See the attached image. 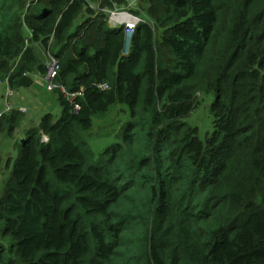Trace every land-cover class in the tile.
Here are the masks:
<instances>
[{
	"label": "trees",
	"instance_id": "trees-1",
	"mask_svg": "<svg viewBox=\"0 0 264 264\" xmlns=\"http://www.w3.org/2000/svg\"><path fill=\"white\" fill-rule=\"evenodd\" d=\"M22 1L0 0V86L44 76L42 44L80 109L56 89L63 114L21 144L0 188V264H264V0H144L164 33L139 15L127 55L103 11L121 0ZM201 92L213 96L204 138L181 120ZM116 103L133 118L128 148L95 157L79 134Z\"/></svg>",
	"mask_w": 264,
	"mask_h": 264
},
{
	"label": "rangeland",
	"instance_id": "rangeland-1",
	"mask_svg": "<svg viewBox=\"0 0 264 264\" xmlns=\"http://www.w3.org/2000/svg\"><path fill=\"white\" fill-rule=\"evenodd\" d=\"M130 1L131 0H121L117 3L118 6H116V9L114 8L115 5L112 4L103 10L106 12L112 11L114 16L119 17L116 20L122 23H133V19H138L135 16L141 15L143 18L150 20L158 31L159 36H162L164 29L148 14V3L146 4L144 0H136L131 5ZM31 6L35 5H33V1L30 0H25L18 4L20 11L21 7L26 11L27 8ZM84 19L85 18H79L77 21L80 23ZM24 32L25 36L28 37L30 35L28 29H25ZM33 46L36 48L35 50L40 63L48 70V63L56 60L50 53L52 48L50 49L38 43H35ZM159 55L164 65H169V61L173 57L169 49L163 46ZM31 76L34 78L32 86L14 90V96H8V88H5L4 85L0 86V116L3 114L4 118L9 114V110H11L9 109L10 107H8L9 103H11L12 109L19 110L21 108L19 112L21 120L15 131L10 134L8 129L0 130V188L5 186L14 162L20 154L21 144L23 140H25L28 132L32 129L39 128L46 113H52L56 120L63 114V106L59 101V93L55 90L49 91L47 89L45 75L43 76L35 71L31 73ZM197 96V99L193 102L194 107L196 105L197 107L193 112H190L187 118L182 117L181 120L192 125H198L200 128L199 136L204 138L206 133L212 130L213 115L210 112L209 106L213 101V96H211L210 93L205 94L204 92L198 93ZM132 120L133 118L130 116L128 106L122 103H116L107 111L95 115L92 128L87 132H81L79 138L83 140L87 139L95 157L113 145H118L119 150L127 149L128 146L123 139V130L128 122ZM111 151L113 152V150ZM106 155L108 156L109 154ZM1 244L2 242L0 241V245Z\"/></svg>",
	"mask_w": 264,
	"mask_h": 264
},
{
	"label": "built area",
	"instance_id": "built-area-1",
	"mask_svg": "<svg viewBox=\"0 0 264 264\" xmlns=\"http://www.w3.org/2000/svg\"><path fill=\"white\" fill-rule=\"evenodd\" d=\"M103 11H105V10H103ZM107 13H109L108 20H109V22H110L109 24H110V26L112 28H116V27L121 26V25L124 26L125 40H126L125 43H128V47H130L131 40H132V38H133V36L135 34L136 27L138 26L140 21H142L143 19L141 17H139V16H135L138 19H133V21H134L133 23H131V22L122 23V22L116 20L119 17L118 16H114L112 14V11L111 12L109 11ZM124 50H126L125 49V45H124ZM51 55H53V54H51ZM53 57L56 60L54 62L48 63V70H47V72L45 74V78L47 80V89L49 91H51V90L54 91L56 89H61L62 92L65 94V96H67V98L73 104L74 110L77 111V110L80 109V104L75 101V98H76V96H78L81 93V91L76 90V91L70 93V92H68L66 90L64 85L56 83V79H57V77L59 75V72H60V69H61V65L59 63L60 60L54 55H53ZM98 89L107 90V89H109V85L107 83H101V84L98 85ZM7 95L8 96H14L15 95L14 90L10 89L8 87ZM8 107H10L9 109H12L11 103L8 104ZM43 138H44V141H47V137L46 136H44Z\"/></svg>",
	"mask_w": 264,
	"mask_h": 264
},
{
	"label": "clouds",
	"instance_id": "clouds-1",
	"mask_svg": "<svg viewBox=\"0 0 264 264\" xmlns=\"http://www.w3.org/2000/svg\"><path fill=\"white\" fill-rule=\"evenodd\" d=\"M115 9H116V7H115ZM114 9V10H115ZM105 12V11H104ZM107 13V12H106ZM108 16H109V13H108ZM108 23H110L109 21H108ZM110 25V24H109ZM121 26H123V25H121ZM111 27V26H110ZM118 27H120V26H118ZM117 28V27H116ZM130 50H131V45H130V47H128L126 50H124L123 49V54H125V55H127V54H129V52H130Z\"/></svg>",
	"mask_w": 264,
	"mask_h": 264
},
{
	"label": "water",
	"instance_id": "water-1",
	"mask_svg": "<svg viewBox=\"0 0 264 264\" xmlns=\"http://www.w3.org/2000/svg\"><path fill=\"white\" fill-rule=\"evenodd\" d=\"M128 48V43H125V49ZM25 142V140H23V143Z\"/></svg>",
	"mask_w": 264,
	"mask_h": 264
},
{
	"label": "bare ground",
	"instance_id": "bare-ground-1",
	"mask_svg": "<svg viewBox=\"0 0 264 264\" xmlns=\"http://www.w3.org/2000/svg\"><path fill=\"white\" fill-rule=\"evenodd\" d=\"M127 18L131 19L130 17H127Z\"/></svg>",
	"mask_w": 264,
	"mask_h": 264
},
{
	"label": "crops",
	"instance_id": "crops-1",
	"mask_svg": "<svg viewBox=\"0 0 264 264\" xmlns=\"http://www.w3.org/2000/svg\"><path fill=\"white\" fill-rule=\"evenodd\" d=\"M117 8V7H116Z\"/></svg>",
	"mask_w": 264,
	"mask_h": 264
}]
</instances>
